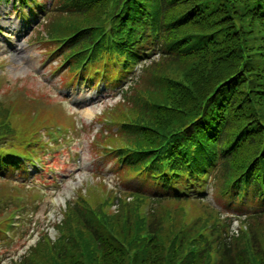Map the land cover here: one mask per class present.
I'll use <instances>...</instances> for the list:
<instances>
[{
    "label": "trees",
    "instance_id": "obj_1",
    "mask_svg": "<svg viewBox=\"0 0 264 264\" xmlns=\"http://www.w3.org/2000/svg\"><path fill=\"white\" fill-rule=\"evenodd\" d=\"M18 2L32 3L34 38L71 83L98 72L120 82L145 59L103 109L111 127L94 135L120 175L143 186L77 191L55 239L42 233L7 264H264V0ZM34 89L22 83L0 98V214L21 205L23 219L39 209L38 188L11 155L66 118L58 98ZM67 125L76 129L72 116ZM207 178L213 203L193 190Z\"/></svg>",
    "mask_w": 264,
    "mask_h": 264
},
{
    "label": "rangeland",
    "instance_id": "obj_2",
    "mask_svg": "<svg viewBox=\"0 0 264 264\" xmlns=\"http://www.w3.org/2000/svg\"><path fill=\"white\" fill-rule=\"evenodd\" d=\"M14 4L12 1L0 3V29L2 30L0 32V72L2 70V73L6 74L0 98L8 94L9 87L13 86L16 88L22 83H27L33 89L34 87L35 89L40 87L44 90L43 92L60 93V95H64L65 97L61 98L58 95L57 97L61 98L59 101L64 104L66 111L77 114L78 122L83 120L87 126H92L89 135L77 133V135L71 136L66 142L65 161L68 163L67 167L63 169L65 172H61L59 182L47 186L41 185L42 190L38 194V197L39 199L43 197L45 200L35 218L39 220V229L47 228L50 232L51 239H53L55 231L52 227V222L62 217L66 200L74 199L77 191L81 190V183L86 181L87 178H91L94 172L104 176L106 182L116 184V188H122L124 190L125 186H130L127 191L128 194L135 190L136 186L140 185V181L137 178L129 179L126 183L121 182L120 184L115 171L118 166L116 161L106 153L91 155V150L89 151L88 146L91 137L95 134L97 128L102 125L98 122L101 121L100 116L102 115L103 108L114 105L121 98L118 91L121 89L124 81L119 83L117 85L118 87H114L115 84L112 83L104 86L102 81H99L96 85L89 83L86 87L80 86L78 89L75 86L77 83H74L75 85L72 87L70 85L65 86V83L60 81L62 73L49 70V65H54L56 61L51 62L52 59L46 55L43 45L33 39L35 37V31L32 25H28L26 20V18L32 17L28 13L29 7L23 8L21 11L23 14H17L13 10ZM23 17L26 22H24ZM139 72L140 70L135 72L131 71L125 78L126 81L123 84H126ZM59 88H61V92H59ZM33 106L38 108L42 107L41 104H34ZM49 112L47 110L45 111L46 114H49ZM49 138H51L50 134ZM50 150H53V148H50ZM77 153L82 154V165L79 168L75 166L72 158V155ZM63 156L64 154L61 153L60 157ZM2 185L9 184L4 183ZM211 191L212 186L210 193L204 195L210 201ZM112 207L114 208V206ZM17 225H20V221H17ZM0 229L2 233L6 232L9 235L14 231L10 226V221ZM30 234V239L25 247L33 244L38 238V231L36 229L34 231L31 229ZM16 240L17 238H13L12 240L0 243V253H6L8 256L5 261L10 257L17 258L19 252L24 250L23 247H19L20 249L16 253L14 252L18 248ZM3 264L5 263L3 262Z\"/></svg>",
    "mask_w": 264,
    "mask_h": 264
}]
</instances>
